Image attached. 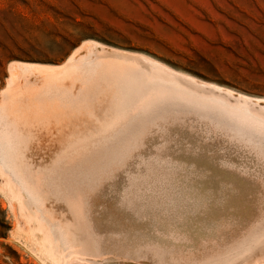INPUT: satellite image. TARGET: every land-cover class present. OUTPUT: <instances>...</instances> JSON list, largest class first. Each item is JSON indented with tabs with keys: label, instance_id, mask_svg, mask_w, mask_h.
I'll use <instances>...</instances> for the list:
<instances>
[{
	"label": "bare ground",
	"instance_id": "bare-ground-1",
	"mask_svg": "<svg viewBox=\"0 0 264 264\" xmlns=\"http://www.w3.org/2000/svg\"><path fill=\"white\" fill-rule=\"evenodd\" d=\"M11 72L0 181L35 264L264 257V97L90 39Z\"/></svg>",
	"mask_w": 264,
	"mask_h": 264
},
{
	"label": "rangeland",
	"instance_id": "rangeland-1",
	"mask_svg": "<svg viewBox=\"0 0 264 264\" xmlns=\"http://www.w3.org/2000/svg\"><path fill=\"white\" fill-rule=\"evenodd\" d=\"M89 39L264 97V0H0V89L13 62L59 64ZM0 183V264H35Z\"/></svg>",
	"mask_w": 264,
	"mask_h": 264
}]
</instances>
